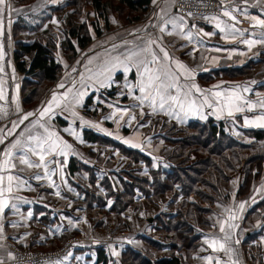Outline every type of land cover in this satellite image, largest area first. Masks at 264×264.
Wrapping results in <instances>:
<instances>
[{
	"label": "crops",
	"instance_id": "1",
	"mask_svg": "<svg viewBox=\"0 0 264 264\" xmlns=\"http://www.w3.org/2000/svg\"><path fill=\"white\" fill-rule=\"evenodd\" d=\"M0 1V264H10L15 247L60 250L57 261L47 264H94L100 248L107 264H122L125 248L140 251L142 236L157 237L152 220L167 211L169 196L145 210L128 206L119 215L87 204L80 186L93 180L96 192L103 198L106 193L102 176L90 180V168L112 181L109 172L132 169L149 176V166L116 146L111 151L103 142L86 140L83 129L137 150L151 167L163 168L171 138L182 135L181 130L167 135L164 123L184 128L191 120L213 118L242 134L264 128V73L253 74L256 63H264L256 60L264 58V0H240L205 19L178 16L173 0H150L136 21L92 38L93 45L83 49L82 72H74L79 55L31 105L22 102L24 74L13 51L24 33L34 32L15 35L12 23L53 3L13 7L11 0ZM249 60L255 61L248 76L216 75ZM109 84L118 92L106 115H84L86 95ZM115 181L121 183L116 174ZM240 182V174H234L222 185L229 199L213 202L211 226L199 229L200 244L189 261L184 250L175 252L179 264H264V160L260 177L236 195Z\"/></svg>",
	"mask_w": 264,
	"mask_h": 264
},
{
	"label": "trees",
	"instance_id": "2",
	"mask_svg": "<svg viewBox=\"0 0 264 264\" xmlns=\"http://www.w3.org/2000/svg\"><path fill=\"white\" fill-rule=\"evenodd\" d=\"M73 1L79 8L81 3L78 0ZM118 1L121 4L119 9L122 6L128 8L129 11L136 12L137 15L130 19V23L139 19L150 3V0ZM18 2L19 5H28L32 1L18 0ZM232 5L234 3L228 7ZM52 6L53 4L48 5L47 10L52 9ZM92 6L96 11H100L104 26L108 28L109 19L106 14L111 10L110 1L92 0ZM41 11L33 14L37 15ZM72 15L73 19H69L70 27L65 32V41L62 42V46L68 62H73L82 50L81 58L75 63L74 71L82 72L84 68L83 49L93 36L82 23L74 21L76 13L73 12L70 16ZM178 16L191 18L180 14ZM17 18L12 23L13 34L16 35L22 30L37 32L36 36L43 34V32H39L44 22L43 15L34 18L35 21L32 16H28V20L23 19L21 15ZM93 29L96 36L101 35V29L97 24ZM40 36H38L40 40H18L14 44L13 59L17 70L24 74L21 80V95L24 105L35 104L39 101L47 87L62 75L64 68L63 64L57 61L56 55L55 57L52 55L50 46L44 43V39H41ZM25 56L28 57V60L25 59ZM256 60L264 61V58ZM254 61L249 60L240 67L219 69L216 71V75L221 71L222 76L229 78L248 76L252 72ZM120 77L121 73L114 76L116 80ZM198 77L205 81L202 79V75H198ZM117 92L113 84L90 91L82 105L83 114L89 117L97 115L104 117L109 109L108 103L117 97ZM163 126L167 128L165 133L169 136L182 131L180 137L171 138L173 145L168 156L169 163L167 167L163 168L151 167L149 158L137 150L128 149L120 144L115 145L109 139H104L89 129H83V136L86 140L104 144L109 141L121 153L149 166V176L136 175L132 169L116 170L115 174L117 177L119 176L122 188L117 186L116 189H112V181L108 175L100 178L101 182L99 183L106 189L105 198L108 196L113 198L108 208H105L106 199L96 192L97 185L91 180L96 177L92 174L94 170L90 168L91 185L80 186L87 204L95 203L99 205L100 210L112 211L119 215V212L128 206L132 204L136 206L135 202L138 200L133 197V185L141 189V193L149 204L157 200H165L167 196L170 197V201L167 202V211L161 210L152 220L151 229L156 231L157 237H151V235L141 237L145 244H157L158 252H161V244H164L168 248V254L157 258L144 257L141 251L127 247L121 253L122 264H179L180 257L175 254L179 250L185 251L184 259L189 261L192 253L200 244L199 229L211 226V220L208 217L212 210L211 205L213 202L229 199V193H223L222 185L227 183L234 174H240L241 182L237 187L236 195H241L249 189L255 179L260 177L262 172L264 128L244 129V138L238 139L228 133L223 121L213 118L202 122L191 120L184 128H177L175 125H166L165 123ZM128 177H131L132 180H129ZM158 239H163L164 243L159 242ZM102 254V250L98 248L94 264H107V258Z\"/></svg>",
	"mask_w": 264,
	"mask_h": 264
},
{
	"label": "rangeland",
	"instance_id": "3",
	"mask_svg": "<svg viewBox=\"0 0 264 264\" xmlns=\"http://www.w3.org/2000/svg\"><path fill=\"white\" fill-rule=\"evenodd\" d=\"M32 2L36 1V0H31ZM39 1V0H38ZM49 3H53L52 9L49 10H43L41 11L39 14L34 15V12H31V10L29 11L28 16H32L33 21H35L34 18L43 15V23H45L46 25H44V29H43V34L38 35L41 37V39H44V43H46L48 46H50L51 50H52V55L57 58V61H60L61 63L63 62V66H65L66 68L69 66H72V62H67L66 58H65V52H64V47L62 46V42L64 43L65 41V32L66 30L70 27L69 24V19H73V15L70 16L73 12L76 13V15L74 16V21L78 22V23H82L86 29L92 34L93 39L94 40H98L99 36H96L94 34V29L93 27L97 24L98 27H100L101 29V33L109 30H113L116 27H120L122 25H128L130 24V19L134 16L137 15L136 12H132L129 11L128 8L126 7H122L119 9L120 7V3L118 0H109L110 1V9L106 16L109 19V26L108 28H105L104 23H103V17L100 14V11H96L95 8L92 6V0H78L81 5H79V8H77V6L75 5L73 0H47ZM1 2V1H0ZM12 6L16 7L18 6L20 3L18 2V0H11ZM44 8V7H43ZM30 9V8H29ZM32 13V14H31ZM31 19V18H29ZM49 20L50 23H46V21ZM72 21V20H70ZM76 24V22H74ZM52 29H55L52 32ZM27 33L23 34L24 40H31V39H35V40H40V38H38V36H36L35 33H32L30 35H26ZM91 44V45H90ZM90 46L93 45V43H89ZM57 46V47H56ZM55 52V53H54ZM82 54V50H80L79 55ZM78 55V56H79ZM257 64V65H256ZM255 68H254V75H262L264 73V63L259 62L256 63ZM72 68V67H71ZM70 68V69H71ZM38 79V77H36ZM228 133L231 136H243L242 134V130H238L237 128H234L232 126H228ZM109 148L108 149H113L112 144L109 143V141H107L106 143ZM115 146V145H114ZM112 151V150H111ZM114 151V150H113ZM125 155V154H124ZM127 156V155H126ZM129 157V156H127ZM198 157V156H197ZM130 159H132L131 157H129ZM188 162V161H187ZM92 174L98 178L99 176H105L106 173H99L98 171L96 172H92ZM108 174V173H107ZM135 174V173H133ZM91 175V172L89 173V176ZM109 175H111V177H113V179L115 180V173L113 172H109ZM137 175V174H136ZM119 178V176H118ZM129 180H132L131 177H128ZM112 180L111 183V188L112 189H116L117 186H120L121 188L122 183H117V181ZM142 184V183H141ZM144 185V184H142ZM132 189L134 190V192L132 194L134 199L138 200L136 203V208L141 209V210H145L147 209V206H149L148 201L145 199V197L143 196V193H141V189H139L136 185L132 186ZM140 195V197L142 196L143 198L140 199L138 198ZM113 200V198H111L110 196H108V204L111 203V201ZM132 206H134L132 204ZM143 219V218H142ZM144 220V219H143ZM148 225V224H147ZM151 237H153V235L151 234ZM159 242L164 243L163 239L160 240L158 239ZM144 243V242H143ZM159 246L157 244H145L141 246V252L142 255L144 257H162L164 255L168 254V248L164 245L161 244V252H158L156 248H158ZM16 248V247H15ZM14 248V249H15ZM24 248V247H21ZM14 249H13V253H14ZM34 249V248H32ZM38 250V249H35ZM157 254H156V253Z\"/></svg>",
	"mask_w": 264,
	"mask_h": 264
},
{
	"label": "built area",
	"instance_id": "4",
	"mask_svg": "<svg viewBox=\"0 0 264 264\" xmlns=\"http://www.w3.org/2000/svg\"><path fill=\"white\" fill-rule=\"evenodd\" d=\"M240 0H173V10L183 16L205 19L222 15L223 9ZM60 250H35L16 247L10 264H47L55 263Z\"/></svg>",
	"mask_w": 264,
	"mask_h": 264
}]
</instances>
